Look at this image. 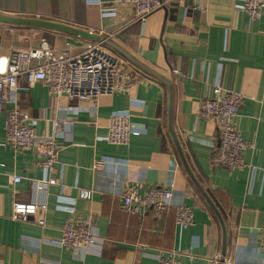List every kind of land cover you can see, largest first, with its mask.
Listing matches in <instances>:
<instances>
[{
    "label": "crops",
    "instance_id": "1",
    "mask_svg": "<svg viewBox=\"0 0 264 264\" xmlns=\"http://www.w3.org/2000/svg\"><path fill=\"white\" fill-rule=\"evenodd\" d=\"M9 1V0H6ZM27 8L0 13L38 18L92 31L120 47L140 64L172 84V122L187 161L226 225L224 264H260L264 242V8L256 21L235 8L237 0H179L138 21L131 4L113 0H25ZM99 2V3H98ZM100 7H114L101 16ZM53 28L0 21L1 70L12 50L38 47L46 41L56 51H82L90 39ZM100 42V41H98ZM120 67L135 76L128 92L99 96L95 101L69 99L54 103L42 82L30 86L20 76L18 106L38 132L51 131L52 118L66 116L69 136L59 137L60 179L46 193L33 194L31 180L42 176L31 151L0 146V264H156L159 252H176L181 264H218L221 227L217 217L186 173L167 127L168 86L114 48ZM243 96L235 127L253 147L243 151L246 166L228 169L212 164L219 126L195 121L197 103L212 85ZM6 107H11L6 103ZM130 115L143 132L127 144L106 140L111 115ZM0 119V142L4 140ZM98 159L110 162L97 168ZM252 166L254 169H251ZM19 176L18 182L13 178ZM134 186L139 194L153 186L173 192L193 213V224L180 230L175 208L160 215L120 210L121 193ZM88 192L89 196H82ZM44 200L35 218H14L15 201ZM73 208V209H72ZM72 209L71 211H68ZM42 215L44 225L36 222ZM68 217L88 222L103 237L101 247L79 256L57 245Z\"/></svg>",
    "mask_w": 264,
    "mask_h": 264
},
{
    "label": "built area",
    "instance_id": "2",
    "mask_svg": "<svg viewBox=\"0 0 264 264\" xmlns=\"http://www.w3.org/2000/svg\"><path fill=\"white\" fill-rule=\"evenodd\" d=\"M175 1L179 0H113L120 4H131L136 19L141 22L152 12L165 8ZM237 1L235 8L245 12L250 21L260 18L264 0ZM114 12V7H100L101 16H110ZM69 43L67 41L66 44ZM1 61L0 55V119L5 112L4 140L0 142V146H8L14 151H31L37 166L42 170L40 178L31 180L32 192L44 194L49 186L57 184L60 179L56 173L60 164L56 141L59 137L66 139L69 136L68 127L72 121L66 116L54 117L50 132L44 130L38 132L34 120L18 106V77L22 76L29 86L34 82L44 83L53 103L61 94H65L71 100L95 101L102 95L128 92L136 78L119 66L120 57L117 54L106 49L102 42L93 40L76 54L66 50L56 51L46 41H42L36 48L12 50L6 57L3 70ZM242 98L240 92L215 84L210 86L207 96L196 105L195 121L210 119L216 121L219 126V144L211 159L214 166L228 169L246 166L242 154L247 148H252L253 144L245 140L234 125ZM6 103H10L11 107H6ZM143 129V126L130 115L114 114L108 118L106 140L116 145L127 144L131 136L139 135ZM108 162L110 160H95L93 168ZM2 166L3 163L0 162V167ZM12 180L18 182L20 177L16 176ZM82 196L88 197L89 193L84 192ZM172 206L175 208V224L180 230L193 224L191 209L183 202H174L173 192L164 187L153 186L139 194L134 186H128L121 193L119 207L122 212L129 214L143 213L151 209L156 215H160ZM45 210V201L33 196L28 202L15 201L12 215L14 218L25 219L27 216L35 218ZM36 222L44 225L42 215ZM102 243L103 237L99 235L94 225L68 217L61 226V238L57 245L83 256L90 252L91 248L101 247ZM260 249L263 256V262L260 264H264V242ZM175 254L174 251L159 252L156 264H181Z\"/></svg>",
    "mask_w": 264,
    "mask_h": 264
},
{
    "label": "water",
    "instance_id": "3",
    "mask_svg": "<svg viewBox=\"0 0 264 264\" xmlns=\"http://www.w3.org/2000/svg\"><path fill=\"white\" fill-rule=\"evenodd\" d=\"M0 21L6 22V23H13V24H24V25H33V26H39V27L53 28L55 30H59L61 32L68 34V36L66 37L68 42L74 41L73 38L71 37L72 35H79L81 37H84V38H87V39H90L93 41L103 42L107 46L114 48L118 53L127 57L130 61L137 64L139 67L143 68L148 73L159 78L160 80L164 81L167 84L168 89H169V91H168V109H167L168 131L170 133V136L173 140L175 149L177 151L179 159H180L186 173L188 174L189 178L191 179V181L193 182V184L195 185L197 190L200 192V194L203 196V198L205 199V201L207 202V204L209 205L211 210L214 212L215 216L217 217V219L219 221V224L221 227L222 239H221V250H220V256L218 259V264H224L225 263V256H226V225H225V222H224L220 212L218 211L217 207L214 205V203L211 200V198L209 197L208 193L205 191V189L203 188V186L201 185V183L198 181L195 174L193 173V171H192V169H191V167L187 161V158L184 154L182 146L178 140V137L174 131L173 122H172V84L170 82H168L166 79L160 77L158 74L152 72L151 70H149L148 68H146L145 66L140 64L138 61H136L134 58H132L128 54H126L120 47H118L116 44H114V42H112L111 40H109L103 36H99L95 33L90 32V31H84V30L72 28V27H69V26H66V25H63V24H60L57 22L48 21V20H42V19H38V18H26V17L10 16V15H5V14H1V13H0Z\"/></svg>",
    "mask_w": 264,
    "mask_h": 264
},
{
    "label": "rangeland",
    "instance_id": "4",
    "mask_svg": "<svg viewBox=\"0 0 264 264\" xmlns=\"http://www.w3.org/2000/svg\"><path fill=\"white\" fill-rule=\"evenodd\" d=\"M4 4L6 5L5 6L6 8H3V9H6V10L27 8V4L25 0H9V1L4 0ZM32 4H33L32 0H29V7L33 8Z\"/></svg>",
    "mask_w": 264,
    "mask_h": 264
}]
</instances>
